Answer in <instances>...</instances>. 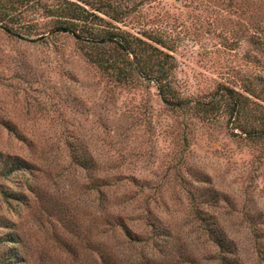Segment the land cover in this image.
<instances>
[{"label": "rangeland", "instance_id": "374dc122", "mask_svg": "<svg viewBox=\"0 0 264 264\" xmlns=\"http://www.w3.org/2000/svg\"><path fill=\"white\" fill-rule=\"evenodd\" d=\"M66 1L143 43L125 55L99 33L47 35L53 20L36 7L17 11L29 37L0 28V156L31 166L0 177V238L16 242L0 258L264 264V143L230 130L218 95L192 105L224 84L249 98L244 121L264 126V0ZM107 4L121 22L95 11ZM161 69L168 98L190 104L163 103Z\"/></svg>", "mask_w": 264, "mask_h": 264}, {"label": "trees", "instance_id": "16d2710c", "mask_svg": "<svg viewBox=\"0 0 264 264\" xmlns=\"http://www.w3.org/2000/svg\"><path fill=\"white\" fill-rule=\"evenodd\" d=\"M12 1V11L13 16L16 18V23L11 27L6 23L0 24V28L9 36L17 37V38H25L30 35L25 34L28 32L30 34V27L23 23V19L20 17V14L17 12L18 10L31 8L33 7L41 9L48 17L52 18V28L47 32L49 34H69L72 35L78 41H94L91 37L93 32L102 34V38L100 39L101 44L112 43L117 50H120L121 53L125 55H130V51L135 49V43L142 42L140 39L136 37L128 38L126 33L120 30L117 26L113 25L111 22L105 21L101 17L95 15L87 11L86 9L79 7L75 3L66 0H59L55 4L51 5H42L36 0H11ZM148 1V0H143ZM6 3H3V0H0V8L3 11L6 10ZM106 10L97 9L98 13L102 14L104 17L110 18L112 21L121 22V18L124 13L119 12L117 7L107 4ZM17 12V15H16ZM0 19H3L5 13H0ZM261 34V29L258 27L256 36L259 37ZM43 34H38V36H42ZM99 42V41H98ZM143 43V42H142ZM167 56V55H165ZM116 80H129V77L126 73L121 69H117ZM158 81V92L161 100L167 106H172L175 108H183V105L190 104V102H185L180 100L179 98L171 99L167 96V85H165L166 81L169 79V74L167 69H161L156 73L155 76ZM253 90V89H252ZM245 92H250V95L253 94V91L244 90ZM252 92V93H251ZM219 96L220 100L225 101L226 114L228 116V123L231 125L230 130H237L239 134L244 140L249 142H257L264 143V126L261 125L263 122L260 120L257 121L259 126H255L253 122L244 121L245 108L249 104V98L244 96L241 92L228 87L224 84H220V87L214 92L211 96V100L207 103H195L194 108L200 106V104L213 106L217 101H213V97ZM215 102V103H214ZM255 103V102H254ZM254 103H252L254 105ZM256 104V103H255ZM257 105V104H256ZM258 106V105H257ZM234 135V133H233ZM234 135V136H236ZM79 162H84L83 159H78ZM31 166L23 162L22 160L16 157L9 156H0V177L8 178V176L12 175L17 170H29ZM2 195L7 199L9 195L2 191ZM10 226L5 225L4 223H0V229L8 228ZM159 236V235H158ZM214 238L218 243L220 238L214 234ZM11 244L14 245L16 242L14 239L7 238L6 235L3 238H0V244ZM14 254L10 252L9 255H4L0 258V264H14Z\"/></svg>", "mask_w": 264, "mask_h": 264}]
</instances>
